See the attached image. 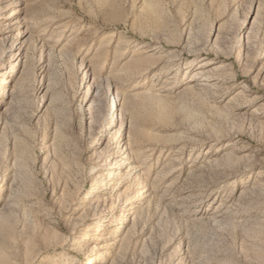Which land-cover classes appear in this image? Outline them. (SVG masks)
<instances>
[{
  "label": "rangeland",
  "instance_id": "374dc122",
  "mask_svg": "<svg viewBox=\"0 0 264 264\" xmlns=\"http://www.w3.org/2000/svg\"><path fill=\"white\" fill-rule=\"evenodd\" d=\"M0 264H264V0H0Z\"/></svg>",
  "mask_w": 264,
  "mask_h": 264
},
{
  "label": "bare ground",
  "instance_id": "6f19581e",
  "mask_svg": "<svg viewBox=\"0 0 264 264\" xmlns=\"http://www.w3.org/2000/svg\"><path fill=\"white\" fill-rule=\"evenodd\" d=\"M107 195V192L105 193V196ZM108 199V196L106 197H102L101 199H99L98 201L95 202L94 206H96V209L101 210L102 206H100V204H103L104 202H106Z\"/></svg>",
  "mask_w": 264,
  "mask_h": 264
}]
</instances>
